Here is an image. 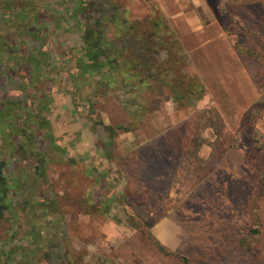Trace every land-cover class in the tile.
<instances>
[{"label":"rangeland","instance_id":"rangeland-1","mask_svg":"<svg viewBox=\"0 0 264 264\" xmlns=\"http://www.w3.org/2000/svg\"><path fill=\"white\" fill-rule=\"evenodd\" d=\"M47 1L58 16L66 8L64 0ZM116 1L130 20L143 21L155 6ZM222 10L218 19L237 53L232 64L218 52L202 53L203 48L170 58L162 51L157 57L162 63L177 59L172 65L178 73L168 77L172 85L184 87L198 77L204 87L198 98L179 102L159 83L127 92L95 83L68 87L81 33L68 31L72 23L61 20L45 38L49 45L60 42L73 50L68 61L51 54L44 73L63 93L53 104L56 136L79 132L75 147L68 149L83 157L78 171L69 164L47 168L61 198L70 252L79 264H184L179 256L191 264H264V10L243 7L234 25ZM114 31L111 19L107 40H113ZM17 37L6 32V39L17 43ZM224 69L229 84L221 82ZM2 96L20 99L1 71ZM106 125L130 129L109 145ZM72 139L62 144L69 147ZM157 156L170 162L152 179L141 162ZM102 171L107 175L96 182ZM92 193L101 201L110 199L108 211L95 212Z\"/></svg>","mask_w":264,"mask_h":264},{"label":"trees","instance_id":"trees-1","mask_svg":"<svg viewBox=\"0 0 264 264\" xmlns=\"http://www.w3.org/2000/svg\"><path fill=\"white\" fill-rule=\"evenodd\" d=\"M64 1L66 8L58 16L47 0H0V72L7 75L20 97L16 101L0 99V264H79L70 252L61 198L47 176L51 164H69L77 172L83 158L68 151L79 139L78 130L60 136L54 132L53 104L60 89L44 73L45 66L52 64L51 54L68 61L73 52L60 42L49 45L45 40L60 28L61 20H70L66 29L81 33L82 42L68 87L95 83L127 92L159 83L174 102L198 98L204 91L198 77L184 87L168 80L178 73L172 65L177 59L169 58L184 48L158 7H151L150 15L139 21L130 20L116 0ZM111 19L115 27L112 41L105 35ZM7 31L17 34V43L6 39ZM116 41L118 47L112 48ZM162 51L169 57L164 63L157 59ZM85 102L91 109L89 99ZM103 128L108 144L113 145L117 134L128 132L130 125ZM69 138L73 139L67 147L62 142ZM105 175L106 171L100 172L96 182ZM91 196L95 212L108 211L110 199L101 201L96 193ZM20 237L24 240L18 243ZM179 258L191 264L185 257Z\"/></svg>","mask_w":264,"mask_h":264},{"label":"crops","instance_id":"crops-1","mask_svg":"<svg viewBox=\"0 0 264 264\" xmlns=\"http://www.w3.org/2000/svg\"><path fill=\"white\" fill-rule=\"evenodd\" d=\"M147 2L163 12L187 53H194L203 48L205 50L202 49V53L218 52L222 58L230 60V64L237 53L226 37L227 29L222 24L223 19H218V15L225 7V21L234 25L239 9L257 5L264 10V0H129V6L140 4L145 7ZM235 27L239 29L238 26ZM226 66L225 69H229L232 65ZM229 75L226 71L221 74V82L229 84ZM239 78L236 76L235 82L239 83ZM168 162L170 159L157 156L141 163L145 176L151 175L152 179H157V170L164 169Z\"/></svg>","mask_w":264,"mask_h":264}]
</instances>
